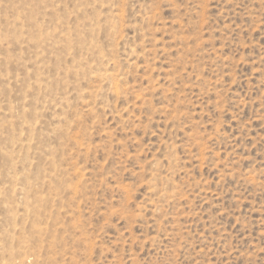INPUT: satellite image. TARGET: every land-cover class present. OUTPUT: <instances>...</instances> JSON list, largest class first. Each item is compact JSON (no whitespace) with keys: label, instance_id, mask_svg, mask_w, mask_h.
<instances>
[{"label":"rangeland","instance_id":"1","mask_svg":"<svg viewBox=\"0 0 264 264\" xmlns=\"http://www.w3.org/2000/svg\"><path fill=\"white\" fill-rule=\"evenodd\" d=\"M0 264H264V0H0Z\"/></svg>","mask_w":264,"mask_h":264}]
</instances>
